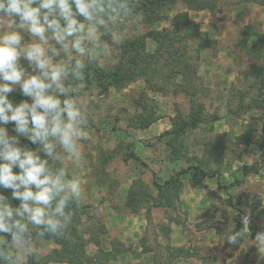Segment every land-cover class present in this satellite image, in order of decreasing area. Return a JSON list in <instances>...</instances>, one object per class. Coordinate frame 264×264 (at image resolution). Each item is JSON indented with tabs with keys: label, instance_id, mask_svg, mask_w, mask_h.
Masks as SVG:
<instances>
[{
	"label": "rangeland",
	"instance_id": "rangeland-1",
	"mask_svg": "<svg viewBox=\"0 0 264 264\" xmlns=\"http://www.w3.org/2000/svg\"><path fill=\"white\" fill-rule=\"evenodd\" d=\"M138 11L140 23L121 21L122 34L114 32L85 69L86 87L70 84L88 113L86 140L80 159L61 152L50 164L80 180L81 206L64 238L31 227L33 253L21 264H123V246L130 249L123 238H131L125 219L132 216L145 220L140 243L153 252L147 264H172L179 252L172 223L193 235L195 228L219 231L216 260L224 253L230 264H264L250 240L226 241L245 213L250 239L264 231V0H140ZM186 19L196 24L193 32ZM164 30L178 37L167 48L184 54L178 62L189 63L190 70L178 65L184 75L171 77L167 50L158 62L151 57L154 34ZM9 99L28 98L17 89ZM21 144L37 147L22 137Z\"/></svg>",
	"mask_w": 264,
	"mask_h": 264
},
{
	"label": "clouds",
	"instance_id": "clouds-1",
	"mask_svg": "<svg viewBox=\"0 0 264 264\" xmlns=\"http://www.w3.org/2000/svg\"><path fill=\"white\" fill-rule=\"evenodd\" d=\"M140 0H0V264H21L33 253L31 227L39 235L66 236L81 206L82 184L64 167L59 153L81 158L88 113L73 96V82L83 83L85 69L97 62L121 21L137 18ZM32 39L25 42L24 34ZM86 58V60H85ZM22 61H26L25 68ZM29 69L32 70L31 74ZM19 89L28 99L14 103ZM8 124H13L10 135ZM21 137L37 147L21 144ZM18 169V171H14ZM18 200V205L12 201ZM67 210V211H66ZM226 241L250 240L264 259V231L250 239V216L240 217ZM247 227V232L241 229ZM11 245L15 251H9Z\"/></svg>",
	"mask_w": 264,
	"mask_h": 264
},
{
	"label": "crops",
	"instance_id": "crops-1",
	"mask_svg": "<svg viewBox=\"0 0 264 264\" xmlns=\"http://www.w3.org/2000/svg\"><path fill=\"white\" fill-rule=\"evenodd\" d=\"M125 224V231L131 238H123V242H125L126 245H130V249H127L128 247L123 244V264H147L151 262L153 260V252L151 250L143 251L140 243V238L145 231V225H143L145 224V220L143 221L139 216H132V218L127 217L125 219ZM128 230H132V232L128 234ZM193 232L195 234H203L201 235L203 240L200 239L199 235L197 239L195 234H189V231L181 224L172 223L170 225L169 236L173 246L184 248L191 246L189 249L191 253L187 255L176 256L173 258L172 264H230L232 258L225 256L224 253L221 255L222 259L220 258V260H216L215 258L214 253L216 252V249L214 244H218L219 240L221 241L223 238L219 231L213 227H209L208 229L203 230H197L195 228L193 229ZM203 243L205 246H208L206 244L211 246L210 255H207L203 252ZM225 261L227 263H225Z\"/></svg>",
	"mask_w": 264,
	"mask_h": 264
},
{
	"label": "trees",
	"instance_id": "trees-1",
	"mask_svg": "<svg viewBox=\"0 0 264 264\" xmlns=\"http://www.w3.org/2000/svg\"><path fill=\"white\" fill-rule=\"evenodd\" d=\"M246 1H256V2H258V0H246ZM203 7H208V6L205 5ZM203 7H201V8H203ZM185 24H187V25L190 26V31H192V32L194 31L193 27L196 26L195 23H193V22L189 21L188 19H186L185 20ZM169 33L170 32L168 30H164L161 33L154 34V37L153 38H154L155 41H157V45L158 46H157L156 52L154 54H152L151 57L154 58V62H158V59H159L158 57H160V56H158V53L160 52V50L161 49H163V51L164 50H167L168 51V54H167V57L164 59V65L167 66L168 69L170 70L171 77H173V76L176 77V74L184 75L183 74V71L180 70V66L186 67V69H189L190 70L189 63L187 61H185L184 64H179L178 62L180 60H183L182 57L184 58V54L182 52H180V53L177 54V52L170 51V49L167 48V46L172 45V42L174 40L176 41L177 38H178L177 36H171V35H169ZM261 39L264 41V34L261 35ZM178 65H180V66L178 67ZM193 116H194V114H193ZM194 117H193V119L196 121L197 119L194 118ZM7 126L12 127V128L14 127L13 124H8ZM177 180H178L177 177L176 178H173V179H169V180H166L164 182V184L165 185L171 184V183L176 182ZM193 183L196 184V183H199V181H194ZM233 184L234 183H231L230 185L232 186ZM157 186H159V185L157 184ZM238 226H240V225H238ZM33 228L35 229V227H33ZM33 231H35V230H33ZM31 234L33 235V232ZM250 235L251 236H254V233H250ZM184 249H185L184 247H177V250L179 252L176 254V256L184 255V253H182V252L185 251ZM30 264H33V263L31 262Z\"/></svg>",
	"mask_w": 264,
	"mask_h": 264
}]
</instances>
